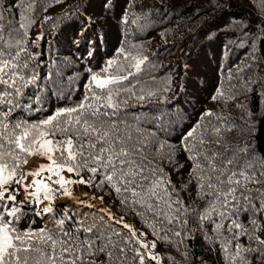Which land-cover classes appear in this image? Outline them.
I'll return each instance as SVG.
<instances>
[{
	"label": "snow or ice",
	"instance_id": "obj_1",
	"mask_svg": "<svg viewBox=\"0 0 264 264\" xmlns=\"http://www.w3.org/2000/svg\"><path fill=\"white\" fill-rule=\"evenodd\" d=\"M34 10L35 0H0V264H165L158 244L175 243L167 234L181 237L174 228L183 230L190 218L223 264H264V157L247 144L224 143L222 118L213 123L215 114L205 111L179 137L189 166L175 182L165 163L177 175L184 165L161 138L171 132L126 111L130 99L156 96L143 86L137 92L147 56L119 48L99 71L87 69L78 100L43 119L27 118L44 111L49 94L70 98L76 90L58 70H37L27 39ZM122 19L127 23V14ZM91 23L79 33L84 58L94 54L86 37ZM81 40L73 43L79 48ZM250 47L255 60V41ZM80 186L106 188L121 214L105 207L102 195L82 198ZM35 218L41 226H33Z\"/></svg>",
	"mask_w": 264,
	"mask_h": 264
},
{
	"label": "trees",
	"instance_id": "obj_2",
	"mask_svg": "<svg viewBox=\"0 0 264 264\" xmlns=\"http://www.w3.org/2000/svg\"><path fill=\"white\" fill-rule=\"evenodd\" d=\"M262 7V0H109L107 6L103 0H35L31 14L35 23L27 39L40 63L37 70L41 76L49 69L58 70L66 85L73 78L76 90L70 98L49 94L44 111L27 118L43 119L55 108L78 100L89 76L87 69L99 71L123 47L132 55L148 57L138 74V94L141 86L145 93H156L142 103L130 99L126 111L155 120L171 132L161 138L176 148L173 159L177 165H184L177 175L173 165L165 163L175 182L186 177L189 166L179 150V137L205 111L215 114L213 123L216 117L222 118L219 126L224 143L247 144L258 158L264 157V43L257 39L264 37ZM125 14L127 23L122 19ZM89 18L92 23L86 37L93 42L94 54L84 58L87 44L79 33L89 25ZM74 39L81 40L79 48ZM253 41L255 60L250 58ZM143 126L155 130L152 124ZM80 189L90 196H104L105 207L121 214L106 188ZM35 219L33 226H41L39 218ZM126 219L143 230L138 219ZM174 231H182L181 237L167 234L175 243L158 244L165 264H223L218 247L205 239L194 220L190 218L186 228L175 227Z\"/></svg>",
	"mask_w": 264,
	"mask_h": 264
},
{
	"label": "rangeland",
	"instance_id": "obj_3",
	"mask_svg": "<svg viewBox=\"0 0 264 264\" xmlns=\"http://www.w3.org/2000/svg\"><path fill=\"white\" fill-rule=\"evenodd\" d=\"M41 162H43V161H41ZM80 193H81V195H82V198H84L83 196V194H85L84 192H83V190L82 189H80Z\"/></svg>",
	"mask_w": 264,
	"mask_h": 264
}]
</instances>
